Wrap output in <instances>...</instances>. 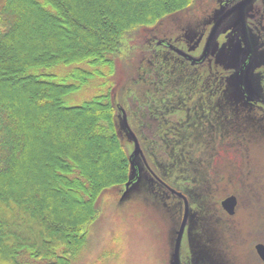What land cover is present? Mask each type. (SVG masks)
<instances>
[{
    "label": "trees",
    "instance_id": "obj_1",
    "mask_svg": "<svg viewBox=\"0 0 264 264\" xmlns=\"http://www.w3.org/2000/svg\"><path fill=\"white\" fill-rule=\"evenodd\" d=\"M200 1L0 0V264H71V256L84 246L87 228L96 218L98 197L109 187L124 185L130 174L127 135L113 105L108 79L117 75L122 40L197 2L200 6ZM156 40L150 39L148 45ZM164 49L181 59L183 70L179 73L177 69L175 78L186 88L179 98L180 108L172 104L161 107L165 109L158 121L175 126L163 128L156 137H161L159 150L172 158L170 151L178 148L174 139L169 140L171 146L167 140L174 134L180 136L184 159L175 169L183 179L188 170H194L193 165L198 166L196 159L205 172L204 161L211 155V147L196 144V126L209 124L210 140L215 127L213 138H219L223 121L211 119V109L200 115L204 102L200 96L211 97L217 86L214 78L220 72L200 74L193 69L186 74L194 67ZM72 64L73 69L63 77L39 72ZM144 69V78L139 75L138 83L130 80L119 92L142 99L140 86L153 85L158 78L154 68ZM200 77L210 80L203 89L193 82ZM95 78L100 79L96 95L77 105L66 103L67 96L93 84ZM164 82L154 94L166 87ZM257 103L252 111L246 105L243 121L244 125L253 123L263 135L264 100ZM232 113L236 114L229 110ZM138 114V118L144 117L143 109ZM137 123L140 127L138 119ZM118 127L126 137L119 134ZM204 138L201 136V142ZM188 163L183 171L179 169ZM204 181L199 175L191 189L201 190ZM153 187L150 192L158 193V187Z\"/></svg>",
    "mask_w": 264,
    "mask_h": 264
},
{
    "label": "rangeland",
    "instance_id": "obj_2",
    "mask_svg": "<svg viewBox=\"0 0 264 264\" xmlns=\"http://www.w3.org/2000/svg\"><path fill=\"white\" fill-rule=\"evenodd\" d=\"M199 4L200 6L197 2L181 13L172 14L144 31L136 29L138 32L135 31L133 35H128L122 40L120 55L116 59L117 75L108 77L113 93V105L120 117L122 115L120 108L124 110L129 127L137 137L150 168L148 169L140 158L142 169L138 184L123 194L128 175L124 185L109 187L102 192L98 197L96 218L87 228L86 242L71 256V264H171L176 231L183 216V200L178 199L179 197L170 193L168 189L163 190V184L154 174L173 189L182 192L189 202L190 212L180 248L182 264H264L254 249L256 243H264V133L262 135L260 128H254L253 123L244 125L245 114L241 110L246 108V105L238 101L240 92L233 73L234 56L235 64L238 62L235 46L231 50L234 54L232 53L233 58L228 62L229 67H225L226 59L222 61L223 67L228 69L224 73L227 87L226 84H222L221 76L215 77L214 80L218 82L211 98L213 100L204 101L203 106L204 109L214 106L215 111L208 113L209 117L223 120L219 126V138H213L214 127L211 128L213 136L211 135L210 140L208 122H202L208 124L207 126L205 124L202 127L196 126L199 140L196 144L211 147V155L208 153L206 161L203 160L206 163V171H200V161L196 159L198 166L193 165L194 170H188L183 179L179 176L180 172L176 175L178 169L175 167L184 159L180 154L183 147L180 146L179 135L174 134L167 140L171 146L169 140L174 139L173 143L178 148L176 151L175 148L170 151L174 155L172 158L167 157L169 154L164 153L165 151L159 150L161 137L156 136L163 128L175 126V123L166 125L158 121L164 112L162 109H165L161 107L172 104L173 108H180L179 98L184 95L186 87L181 84L182 80L175 78V71L178 69L177 72L180 73L183 70L180 69L181 59L166 51L164 48L167 47H157L156 42L166 40L180 49L190 51L194 57L199 56L205 38L220 12V0H202ZM256 26L262 38L255 39L256 67L253 73L248 75L246 87L247 93L255 94V101L259 102L264 100L262 86L264 75L259 80L257 78L260 66L264 62V45L260 44V41L264 40V16L261 14ZM150 39L157 40L148 45ZM231 40L230 36L225 38L224 34H221L216 45L221 47L222 52L225 47L232 45ZM138 46H142L143 49H138ZM218 60L216 58L215 61ZM135 65L139 66L138 69ZM74 66L75 64L57 65L39 72L63 77ZM146 66L150 67L149 70L154 68L158 78L153 85L145 83L140 86L142 99L138 97L134 99L135 97L131 95L129 97L124 92H119L125 89V84L130 80L138 83L139 75L144 78ZM193 69L195 72L196 68L191 67L186 74L192 73ZM214 69V66H209V63L205 62L196 73L215 72L217 75L219 71H213ZM169 74H172V77ZM193 80L195 87L200 89L205 88L206 83L207 85L210 83L209 79L205 82L204 77ZM99 81L100 79L96 81L95 78L92 80L93 84L85 85L67 96L66 103L77 105L93 97L100 90L97 85ZM163 81L166 87H160L158 93L154 94L159 83L161 86ZM223 90L224 93L228 90L227 94L231 99L226 100L225 96L221 101L215 100L218 96L222 97ZM176 94L178 100L174 99L177 98ZM140 101L143 107L139 108ZM139 109H143L142 118H138ZM229 110L235 111L236 114H229ZM201 114L204 115L205 111ZM251 117L254 118L252 115ZM173 118L175 120L176 117ZM256 118L261 120L259 116ZM203 119L201 118V121ZM122 130L127 137L118 127L119 134L126 137L129 162L134 142L123 126ZM201 136L205 137L204 142H201ZM156 147L158 151H155ZM182 153L186 155L184 151ZM150 155H153V158ZM190 160L187 159L189 162ZM186 166H189V163L181 165L179 169L183 171ZM199 175L206 184L201 190H192L195 188L192 186L193 182L198 180ZM153 186L158 187L156 191L160 196H157L158 193L150 192L151 187L155 190ZM229 195L237 197L233 216H229L221 207V201Z\"/></svg>",
    "mask_w": 264,
    "mask_h": 264
},
{
    "label": "flooded vegetation",
    "instance_id": "obj_3",
    "mask_svg": "<svg viewBox=\"0 0 264 264\" xmlns=\"http://www.w3.org/2000/svg\"><path fill=\"white\" fill-rule=\"evenodd\" d=\"M241 1L242 0H220V4H219L220 11L222 14L227 12V15H226L225 19L223 20L222 24L220 25V27L218 28V33L216 35L215 43L213 44L211 52L209 53L208 57L202 63L192 65L197 70L205 62L206 63L208 62L209 66H214V68L216 70H219L220 76L223 80L222 84L223 83L226 84L227 78H224V76H225L224 73H225V71H228L227 68L223 67L222 61H223V59L224 60L226 59L227 61L225 63H227V66H225V67H229L230 64L228 62L230 61V58H231V60L233 58L232 57L233 52H231V50L234 48V46L236 47L237 61L238 62L235 64L236 58L233 55L234 59H235V60L234 59L232 60L233 64H234L233 65L234 66L233 73H236V71L242 70L244 73V77H245L243 79L245 82V85L247 83L248 75L250 73L252 74L254 71L253 69L256 67L255 66V64H256L255 63L256 51H254L256 48V45L254 46V43L256 44L255 39L260 40L262 38V36H260L258 33V28L256 26V23H258V19L260 18V14L262 16H264V0H252L251 3H249L246 7H244L242 9V11H240L239 9L238 10L233 9L234 6ZM242 19H243V22H242ZM221 34H224L225 38H227L229 36H230V38H232V40H231L232 45L225 47L224 51H222V52L220 51L221 47L216 45V42L219 40V37ZM260 44L264 45V40H261ZM203 46H204V44H203ZM203 46H202V49H203ZM202 49L200 51V54L202 52ZM216 58L219 59L217 62L215 61ZM218 63L221 64V65L219 64V67L217 66ZM260 67L261 68L264 67V62L261 64ZM258 73H260L257 76V78L259 80V78H261L264 75V73L261 71ZM216 82H218V81H216ZM226 87H227V84H226ZM246 89H247V87H246ZM195 90H196V88H195ZM227 93H228V90L225 93L223 90V94L221 93L222 97L218 96V98L215 100L221 101L222 99H224L223 97H225V96H226V100H228V99L230 100L231 98L228 97ZM239 95H240V96H238L239 97V99H238L239 103L249 106L250 108H248V111H252L256 108V106H258L257 100L255 101V94L246 93V96H245V95H242L241 93H239ZM209 96H211V97H206V94H205V95H201L200 98L204 97V101L213 100V99H211L213 94H210ZM202 106H204V102L202 103ZM231 106H233V105L231 104ZM251 108H253V109H251ZM207 109H211V112L215 111L212 108H207ZM202 111H204V107L201 108V112ZM218 111H220V110H218ZM195 113L197 114L196 110H195ZM220 121H223V120H220ZM166 191H167V188H166Z\"/></svg>",
    "mask_w": 264,
    "mask_h": 264
},
{
    "label": "water",
    "instance_id": "obj_4",
    "mask_svg": "<svg viewBox=\"0 0 264 264\" xmlns=\"http://www.w3.org/2000/svg\"><path fill=\"white\" fill-rule=\"evenodd\" d=\"M251 1L252 0H242L241 2L237 3L233 9H237V10L239 9L240 11H242V9L244 7H246L249 3H251ZM226 15H227V12L223 13V14L221 13V11L219 12L217 18L213 22V25L210 28L208 35L205 39L202 52L197 57H194L192 54L187 53L186 51L178 48L177 46L171 44L170 42H168L166 40H158L157 44L158 45L160 44V45L167 47L169 50L177 53L179 56L183 57L185 60H187L192 65L202 63L208 57L209 53L211 52L212 46L215 43L216 35L218 33V28L222 24ZM242 22H243V19H242ZM235 78H236V85L239 89V92L242 95L246 96L247 89H246L245 82L243 80L245 78L243 71L242 70L236 71ZM120 110H121L120 112L122 114L121 115L122 126L125 129V131L128 133V135L133 139V142H134V150L132 151V153L129 156V162H130L129 179L125 183L124 191H123V194H126L130 190L131 187L138 184L141 180L142 166L140 163V158L143 159L144 164L148 167V169L150 167L148 166V164L146 162V159L144 157L142 149L140 148L137 137L135 136V134L132 132L131 128L129 127V124H128L124 110L122 108H120ZM154 176L157 178V180L160 183H162L169 190L170 193L175 194L176 196H178L179 198H181L183 200V207H184L183 208V216H182L180 226H179L178 230L176 231L174 249H173L172 260H171V264H182L181 259H180V248H181L183 235H184L185 230H186L189 212H190L189 202H188V199L186 198V196L182 192L173 189L172 187H170L169 185L164 183L161 179H159L155 174H154ZM236 206H237V197L235 195H229L221 201L222 209L229 216H233L235 214ZM254 249H255V252H256L257 256L259 257V259L264 263V243H261V242L256 243L254 246Z\"/></svg>",
    "mask_w": 264,
    "mask_h": 264
}]
</instances>
